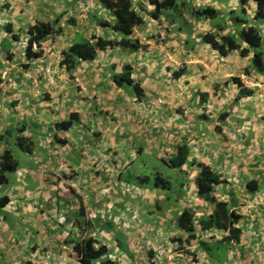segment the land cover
<instances>
[{
	"label": "crops",
	"instance_id": "crops-1",
	"mask_svg": "<svg viewBox=\"0 0 264 264\" xmlns=\"http://www.w3.org/2000/svg\"><path fill=\"white\" fill-rule=\"evenodd\" d=\"M187 1L193 2L197 8L213 6L220 17L232 25V30L230 21L240 14L237 0ZM94 2L96 4L92 8L91 0H87L85 11L79 9V4L73 3V0H4L0 3V50L2 42H5L11 49L8 54L13 56L6 62L0 55V79L3 81L0 84V150L10 149L12 139L8 141L11 137L9 130L19 132V128L24 126L26 130L21 136L37 145L28 155L36 159L35 167L19 162L18 171L9 175V179L14 177L15 183L6 194L11 202L0 222V264H79L73 247L65 243L68 237L77 236L71 214L78 211L80 202L71 189L83 197L91 219L95 220L98 214L102 216L101 220L110 219V222H105L106 228L101 220L98 222L100 226L94 236L109 246L118 264H221L202 247V243L214 244L209 238L213 232L199 233L200 242L186 245V250L196 252L195 261L173 241L175 238H187L175 222L183 202V207L192 208L198 220L215 209L204 204L203 200L195 201V178L199 174L197 165L186 166L182 170L185 182L180 185L187 189L188 197L178 202V206L167 209L163 218L156 217L154 221L157 224L152 225L150 218L145 217L149 212L146 213L144 208L146 211L148 208L161 210L155 205L160 201L158 189L137 186L126 181L124 176H116L117 173L128 172L134 166L132 161L137 160V155L142 152H152L160 161L166 160L174 156L176 146L184 142L191 149V162L205 163L222 176L225 184L217 188L216 197L228 202L242 216V241L225 246L229 261L223 264H264V167L255 162V158L246 161L241 154L242 149L256 151L264 135L261 129L258 130L260 120L249 114H235L233 119L222 123L215 113L203 114L200 97L195 96L198 88L189 81L192 74L197 73L201 77L209 74L204 61L198 59L199 47L208 50L209 47L198 46L189 51L184 42L185 34H180L184 39L173 43V38L178 36L175 34L176 25L164 16L158 21H147V24L134 30L132 39L142 46L139 51L131 54L119 47L108 48L100 53L96 61L82 63L71 78L60 66L63 50L75 41L90 40L95 36L108 40L122 38L101 26L102 22H109L112 18L100 7L98 0ZM135 3L147 11L151 9L148 0H135ZM247 9V19L254 24L251 21L257 10L256 3L251 0ZM56 19L61 21L64 34L44 43L43 56L31 61L29 70L21 71L18 67L29 63L27 60L20 63L15 56L22 55L23 31L37 22H53ZM69 19L73 21L67 23ZM7 24H12L14 34L19 35L18 42L12 39V34L5 32ZM196 24L194 30L197 31L192 39L199 42L198 35L211 31L213 24L209 21L201 24L204 31H198ZM260 28L264 30V24ZM167 33L169 37H174L163 48L161 40ZM170 43H173V49L167 53ZM17 49L20 51L17 52ZM209 52L221 60L228 58ZM232 54H237L242 62L240 73H244L250 59L241 58L237 52ZM171 55L181 64L168 62ZM184 58L186 62L182 60ZM127 64L134 67L133 79L145 89L148 101L146 97L139 101L128 90L114 84L113 75L121 73ZM180 69L185 70V75L175 79L172 74ZM213 69L222 70V75L225 72L224 68L219 69V64ZM35 72L43 77L41 81L35 78ZM29 74L32 75L30 80L26 78ZM252 79L254 86L250 89L255 91L253 98L263 97L264 74L255 73ZM230 81L225 80L224 85H230ZM216 83L221 85L219 79ZM233 86L236 98L239 90L235 84ZM165 89H177V94H158ZM5 91L10 92L9 95ZM153 94H157L160 100L153 108L155 113L149 110L141 116L139 104L144 107L143 102L148 103ZM161 98L164 100L161 101ZM39 102L42 103L37 104ZM248 102L246 105H249ZM41 104L43 107L38 108ZM151 104L152 101L149 106ZM62 109H67L64 116L58 112ZM72 113H78L80 117L69 133L68 144H51L56 132L55 124L67 120ZM235 119L243 124L236 125ZM261 120L264 121V117ZM253 121H259L257 127L252 124ZM217 127H222L225 132L218 131ZM138 140L145 142L142 148L134 145ZM261 144L264 146V143ZM31 170L67 179L57 185H49L35 181L29 175ZM253 180L258 184L255 193L246 188L247 183ZM224 236L219 235L218 239ZM118 238L125 240L124 245L119 246ZM159 253L163 256L158 257ZM151 255L154 258L151 259Z\"/></svg>",
	"mask_w": 264,
	"mask_h": 264
},
{
	"label": "trees",
	"instance_id": "trees-1",
	"mask_svg": "<svg viewBox=\"0 0 264 264\" xmlns=\"http://www.w3.org/2000/svg\"><path fill=\"white\" fill-rule=\"evenodd\" d=\"M98 1L100 7L109 12L112 18L109 22H102L101 26L111 29L122 38L121 40H108L95 36L90 40L75 41L68 49L63 50L60 53V66L65 69L71 78H74L77 68L82 63L96 61L100 53L108 48L119 47L128 50L131 54L139 51L142 46L139 41L132 39L134 30L147 24V21H158L162 16L176 25L175 31L178 34L186 35L184 42L188 46L189 51L195 50L198 46L205 45L209 47V51L217 53L222 58H227L232 53L237 52L241 58L250 59V65L243 73L245 76L253 77L255 73L259 75L264 74V30L260 28V25L264 24V0H253L257 5L256 13L251 21L254 24H251L250 20L247 19V8L251 0H237L240 6V14L239 16L231 15V17L235 16L230 21L233 24V30L231 29L232 25L226 23L220 17L218 10L213 6L203 5L197 8L193 2H188L187 0H148L149 6H151L150 11H147V9H144L140 5H136L135 0ZM86 2L87 0H73V3L79 5ZM71 21L73 19H69L67 23ZM207 21L213 24L212 30L202 33L201 36L198 35L200 41L196 42L191 37L192 33L197 31L194 30L195 22L203 24ZM4 29L8 34H12L14 41L18 42L20 40L19 35L14 34L12 24H7ZM226 31L229 32L225 33ZM64 32L65 29L61 26V21L58 19L53 22H37L35 25L29 26L24 30L23 51L24 57L29 63L22 64L23 68L29 70L30 62L43 56V44L53 40L56 36H62ZM11 56L9 54L7 58L12 60L13 56ZM133 68L132 65H125L121 73L113 75V82L119 88L123 87L125 89V86H127L129 89L126 90L140 101L145 98L146 92L133 79ZM184 73L185 70L180 69L173 73V77L179 79ZM2 82L0 79V84ZM230 82L235 84L239 90L234 100L235 104L240 103L242 100H249L250 102L253 100L255 91L247 87L240 78L233 77ZM198 95L204 102L209 98L208 93H198ZM221 116L222 121L228 117L227 114H222ZM79 117L78 113H72L67 120L55 124L54 128L56 132L52 137L53 144L55 143L60 146L68 144L69 133L75 123L78 122ZM15 130L11 129L9 132ZM25 130V126L19 128L20 135L16 136L13 144L15 147L30 152L32 150V142L26 144L27 138L21 136ZM190 156L191 149L184 142L176 146V154L174 156L170 159H162L161 161L168 167L180 171L186 166L197 165L199 174L195 178L196 197L202 199L204 204L215 207L211 214L201 217L200 220H198L196 213L188 208H185L175 219L178 230L187 234V238L185 240L175 238L173 241L178 243L179 248L183 249V252L191 256L195 261L196 252L191 253L186 250V247L191 246L194 241L200 242V234L213 232L210 238L214 244L202 243V247L210 253L215 248L214 246H217L216 249H219L226 245L240 244L244 231L240 227L242 216L231 208L228 202L216 197L217 188L221 184H225L222 176L205 163L191 162ZM19 167L20 163L14 158L12 151L9 148L1 149L0 186L9 184V175L16 173ZM29 175L35 181L44 182L49 185H57V183H61L67 179L65 176L61 178L56 174L39 173L33 170L29 171ZM150 181L149 177H145L144 180H140V183L145 182L147 184ZM257 185V182L253 180L247 183L246 188L249 192L255 193L257 192ZM168 186V180L157 175L154 187L156 189L160 187L168 189ZM71 193H74L78 202H80L78 211L71 214L77 236L68 237L65 243L73 247V252L79 264H118L117 260L113 259L114 253L109 249V246L94 236L97 228L94 224L97 225L99 221L91 219V215L87 213L83 197L76 194L74 189H71ZM10 202L11 200L8 196L0 197V222L3 219V212ZM219 235L225 236L218 239ZM226 249L223 248L227 254L228 250ZM150 258H154V255H151Z\"/></svg>",
	"mask_w": 264,
	"mask_h": 264
},
{
	"label": "rangeland",
	"instance_id": "rangeland-1",
	"mask_svg": "<svg viewBox=\"0 0 264 264\" xmlns=\"http://www.w3.org/2000/svg\"><path fill=\"white\" fill-rule=\"evenodd\" d=\"M3 2H4V0H0V3H3ZM4 7H5V5L2 6V8H4ZM203 27L204 26H201V24L195 25V28H198V31H204ZM168 34L169 33H167L165 35L163 34L164 39H162V40L159 36V40H161V42H164L163 48H165L167 46L166 43H168L169 40H171L174 37L173 35H172V37H169ZM173 34H174V32H173ZM175 34H177L178 36L173 38V43H175V42L178 43L179 41H181V39H184V38H182V36L180 34H178V33H175ZM194 34L195 33H192V36ZM78 42H80V41H78ZM173 43L169 44L170 48L167 47V53H169L170 50L173 49V46H171V44H173ZM20 47H21V45H20ZM11 48L13 50V48H14L13 45L11 46ZM1 50H0V55L2 56L3 61L7 62V60H9L7 58V56L9 55V54H7L8 53L7 51L11 50L9 48V45L6 44L5 42H2ZM198 50H199V54H200L198 59H200V60L202 59L204 61V63L206 64L205 69L209 74L204 75V77L199 76L197 73L192 74L191 75V81H189V82L193 83L194 86H196V88H198V92L195 93L196 97H198L199 96L198 93H200L201 91H204V89H206L207 92L206 91L205 92L209 94L208 100H205L206 102H204L202 99L199 98L201 105L204 106V107H202L203 114L211 115V114L215 113V114L219 115V119L222 123H225V120L233 119V115H235V114L236 115H242V116L249 114L252 117H254L255 119L260 120L261 124L258 121V123H259L258 130L261 129V131L264 132V121L261 120L264 117V96L261 98H258V99L253 98L252 102H250V103L248 102L249 100H245L243 103L241 102V103L235 104L234 98H235V94H236V88L233 86L234 84L230 83V85H227V84L224 85L225 80L227 81L229 79H232L233 77L241 78L242 80L244 79V77H240L241 74L243 75V73H240V72H242L241 71L242 62L238 58L237 54H231L230 57H228L226 60H221L219 57H215V54L210 53L209 50L205 49L204 47H199ZM19 51L20 50L17 49V52H19ZM21 51H22V55L16 54L15 56H16L17 60L20 61V63H24V62H26V59L24 57L25 55H24L23 49H21ZM182 60L184 61L185 58ZM167 61L171 62V63H172V61L173 62L177 61L181 64V61H179L178 59H175V57L173 55H171V60H167ZM186 61L187 60H185L184 62H186ZM223 62L225 63V65H223ZM218 64H219V69H222V68L225 69V72L223 73V75L221 72L222 70L217 69L216 71H214V69H213L214 66H216ZM0 66H1V61H0ZM23 67L24 66L20 65L18 68L21 71H24L25 69ZM201 71L205 72L204 70H201ZM21 73L22 72H20V75H21ZM215 73H219V74H215ZM32 75H33V73H32ZM32 75L29 74L26 78H28V80H30ZM37 75H39V74L36 73L35 78L38 77V80L41 81V79H43V77H40ZM184 75H185V73H184ZM172 76H173V74H172ZM222 76L224 78H222ZM218 79H219L220 84H221L219 86H218V83H216ZM244 80H246V79H244ZM244 82H246V81H244ZM37 83H38V81H37ZM196 88H194V90H196ZM6 89H7V87H6ZM125 89H129V88L127 86H125ZM173 92L175 94H177V89H170V90L165 89L158 94L162 95L163 93H167V94L172 95ZM180 92L183 93L184 90H180ZM4 93H6V95H9L10 92L5 91ZM189 94L191 95V93H189ZM145 97H146V95H145ZM158 98L159 97L156 94V95L151 96L149 98L148 103L144 101L143 104H144L145 108L141 104H139L141 106V109H142V112H139L141 114V116L144 115L143 113H148L149 110H151L153 113H155V109H153V108L158 106L157 102H160V100ZM146 99L148 101V97H146ZM161 99H162L161 101L164 100L163 98H161ZM150 101H152V104L149 106ZM247 102L249 103V105H246ZM40 103H42V102H39L37 104H40ZM208 105H210L211 107L208 108ZM42 107H43L42 104H41V106H38V108H42ZM67 109H62V110H59L58 112H61L62 115L64 116V114L67 113ZM177 113H179V112H177ZM222 114L228 115V117L224 121L221 120ZM114 119L117 120V118H114ZM235 120H237V119H235ZM234 123L236 125L243 124L239 120H237ZM258 123L255 121L252 122V124H255L256 127H257ZM218 128H219V130H218ZM217 130L218 131H221V130L224 131V129H222V127H217ZM17 135L19 136L20 133L15 130V131L11 132V137L8 138V141H10L12 139L11 145H10V150L12 151L14 158L17 159L21 164L25 163L29 167H31L33 164V166L35 167V160L36 159L33 157V155L28 156L31 151L30 152L28 151L27 154H25L26 151H24L18 147H15V145L13 144L14 143L13 141ZM260 140L261 141L256 146V151L248 152L247 149H244V150L242 149L243 153H241V154L246 161H253L255 158V162L257 161V163L260 164V166L264 167V163H263L264 162V146H260V145H262L261 143H264V135L261 136ZM29 142H32V141H30L29 139H26V144H28ZM51 144H53V143H51ZM144 144H145V142L141 141V140L135 141V143H134L136 148H138V147L142 148L144 146ZM33 146H37L36 143H34V141L32 142V150H34ZM128 156H129V154H128ZM136 158H137V160L132 161V164H134V166H132L131 169L129 168L128 172H126L124 174L117 173L116 176L117 177L124 176L125 180L130 182L131 184H135V185L141 186V187H146L148 189H156L154 187V185H155V182L157 180V175L162 176V178H164L165 180H168V182H169L168 189H163L162 187L157 188L158 192L160 193V198H159L160 201H158V203H155V205L157 204V208H161V210L158 211L156 208L155 209L148 208L146 211V209L144 208L146 213L149 212V213H147V215H145V217L150 218V220H151L150 225H152L153 223L157 224V222L154 221L156 219V217L163 218V215L167 211V209H169L171 207L178 206L177 205L178 202H183L184 199L186 197H188L187 191H186L187 189L185 187L183 189V186L180 185L181 183L185 182V174L183 171L175 170V169L168 167L165 163L160 161L152 152L149 153L147 151L146 152L144 151L141 154L137 155ZM39 173H41V172H39ZM145 177H149L151 181L147 184H145V182L140 183V180H144ZM139 178H140V180H139ZM9 181H10L9 184H11V185L0 186V197L7 196L6 194L8 193L9 189H11L12 185L15 183L14 177H11L9 179ZM29 181L31 183H34L30 179H29ZM194 197H195V201L202 200L196 196H194ZM183 204H185V202H183L182 205H180V207H179L182 211L185 209L183 207L184 206ZM188 209L192 210V208H188ZM176 215L178 217V213ZM108 216H109V214H108ZM101 218H102V216H100L98 214L97 217H95V220L100 221ZM105 222H110V219L106 218L105 220L103 219L100 221V223H103V225L106 228L107 225L105 224ZM94 225L97 228H99V226H100V225H98V222H97V225L96 224H94ZM154 240L155 239L153 238V241ZM118 242H119V246H120V244L122 246V245H124L125 240L122 238H118ZM214 247L215 248L210 251V254L214 255L219 260V262L221 264L228 262L229 261L228 252L226 254L223 250V248L224 249H226V248L223 247V248L216 249L217 246H214ZM162 256H163V254L159 253L158 257H162ZM117 262H118V260H117Z\"/></svg>",
	"mask_w": 264,
	"mask_h": 264
},
{
	"label": "built area",
	"instance_id": "built-area-1",
	"mask_svg": "<svg viewBox=\"0 0 264 264\" xmlns=\"http://www.w3.org/2000/svg\"><path fill=\"white\" fill-rule=\"evenodd\" d=\"M95 0H91V6H93L94 5V3H96V2H94ZM79 9H81V10H83V11H85V6L84 5H80L79 6ZM245 78V77H244ZM246 79V85H248L249 87H251V86H254V83H253V81L251 82V81H249L247 78H245Z\"/></svg>",
	"mask_w": 264,
	"mask_h": 264
},
{
	"label": "clouds",
	"instance_id": "clouds-1",
	"mask_svg": "<svg viewBox=\"0 0 264 264\" xmlns=\"http://www.w3.org/2000/svg\"><path fill=\"white\" fill-rule=\"evenodd\" d=\"M94 4H96V3H94ZM80 5H84V4H80ZM80 5H78V6H80ZM84 6H85V5H84ZM94 6H95V5H94ZM94 6H92V8H93ZM85 8H88V6H85ZM240 77H245V78H247V79H248L249 81H251V82L253 81L252 77H247V76H245L244 74L241 75ZM245 78H244V79H245ZM240 79H241V78H240ZM244 79H243V80L241 79V80H242L243 83L246 85V83L244 82V81H246V80H244ZM253 83H254V81H253ZM246 86L249 87L248 85H246ZM252 87H253V86H251V87H249V88H252Z\"/></svg>",
	"mask_w": 264,
	"mask_h": 264
}]
</instances>
